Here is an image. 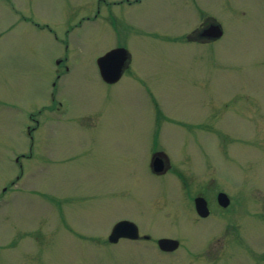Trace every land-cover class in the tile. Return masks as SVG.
Here are the masks:
<instances>
[{"label": "rangeland", "instance_id": "rangeland-1", "mask_svg": "<svg viewBox=\"0 0 264 264\" xmlns=\"http://www.w3.org/2000/svg\"><path fill=\"white\" fill-rule=\"evenodd\" d=\"M126 1L0 0V261L19 254L5 246L14 234L40 227L48 264H201L184 249L186 166L262 225L247 208L264 207V0ZM198 14L222 37L170 50L152 39L190 32ZM116 47L136 82L101 80L97 59ZM123 219L150 241L103 246ZM161 238L178 250L160 252Z\"/></svg>", "mask_w": 264, "mask_h": 264}, {"label": "flooded vegetation", "instance_id": "flooded-vegetation-1", "mask_svg": "<svg viewBox=\"0 0 264 264\" xmlns=\"http://www.w3.org/2000/svg\"><path fill=\"white\" fill-rule=\"evenodd\" d=\"M125 2L128 3V1L126 0ZM134 2L140 3L141 0H134ZM193 2L194 0H184V3L188 4L189 6V3H191L193 6ZM129 5H131V3H129ZM197 5L198 4L195 2V10ZM198 16L200 17V14H198ZM82 19L85 20L89 18L85 16V18L83 17ZM201 19L202 21L199 26L191 30L190 32H186L182 35L161 34L159 36H156L157 38L153 37L152 39L155 42H161L163 44L162 48L165 50L175 49V43H177V45H186L191 42L201 43L204 41L206 42L207 40H213L204 37L203 35L209 27L217 25V21H215V19H212L211 17H202ZM125 21L126 20H124V22L122 23L123 25H126ZM80 24L81 22L78 23V26H80ZM81 38L82 36L79 38V40ZM169 44H172V46H170ZM66 45L67 48L68 41H66ZM178 47H182L181 49H184V46ZM114 49H121L126 53L125 61L121 64L120 67L121 75L117 82H119L123 77H125V79L129 80L130 82H136L132 78L133 74L130 70L132 63L130 54L127 51V47H116L111 50ZM67 51L68 49L66 50V52ZM65 54V58L58 59L57 65L59 67H62L66 74L70 70V66H68V55L67 53ZM60 77H62L61 74L58 75V78ZM117 82L111 84L107 82L104 83L107 85H113ZM156 157L161 158L163 163V171L161 174H165L168 167L165 155L160 152H154L151 156L152 161ZM205 178L206 177H204V179ZM204 179L196 181L195 176L191 175L189 167L186 166V186L185 183H183L184 185L182 187L183 193H186L185 233L189 236V238H186L185 234L184 246L186 248L184 247V249H186V259H193L196 261L198 260L201 264H264V242H261L264 239V216L262 217L263 219H259L258 221L262 224L261 226L251 222L248 224H243L244 220L240 218L238 219L237 217V205L239 203L236 204L234 198L230 193L226 191L222 192L221 190L217 191L218 187H216V185H214L213 189H211L212 187L208 188V183ZM212 180L213 179H210L209 181ZM208 194H210V197L208 196ZM219 194H224L228 199L227 205L225 207L221 206L218 202ZM197 198H202L205 201L206 209L208 211V215L206 217H200L195 210V199ZM260 210L264 211V207H248L247 215L250 217L251 214L253 215L255 212ZM249 211H251L252 213H250ZM213 212H215L216 215H214ZM212 215L215 216L218 221V223L213 222V224L216 226V229L211 232V235L209 237L203 240H201V238H196L197 235H201L200 233H197V225L206 221L207 219L210 220V217H212ZM135 226L138 230L137 239L131 240L127 238H120L116 243H110L106 239V242L103 246H113L120 241H128L133 244L150 241V237L147 235H141L139 232L140 229L136 224ZM42 235L43 229L40 227L33 229L31 234L29 235L27 234V231L18 232L17 235L14 234V236H17L18 239H11L5 246L7 250H18L19 254L7 255L5 259H2L0 261V264H48L47 257H45V255H43L42 253ZM27 239L28 243L26 241H22L23 243H20L21 240ZM157 241L158 239L156 240V246ZM242 248L249 252L248 256L242 254ZM32 249L33 252H31Z\"/></svg>", "mask_w": 264, "mask_h": 264}, {"label": "water", "instance_id": "water-1", "mask_svg": "<svg viewBox=\"0 0 264 264\" xmlns=\"http://www.w3.org/2000/svg\"><path fill=\"white\" fill-rule=\"evenodd\" d=\"M222 35V30L218 25L209 27L204 33V37L209 39H217ZM126 53L121 49H114L106 53L97 60L100 76L103 81L107 83H114L120 78V67L125 61ZM152 169L155 173H161L163 170V163L160 157H156L152 162ZM227 197L224 194L218 195V202L221 206L227 205ZM195 209L200 217H206L208 211L206 209L205 201L202 198L195 199ZM120 238H127L135 240L138 238L137 227L129 221H119L111 229L108 236L110 243H116ZM159 250L163 252H172L178 247V241L162 238L157 241Z\"/></svg>", "mask_w": 264, "mask_h": 264}]
</instances>
